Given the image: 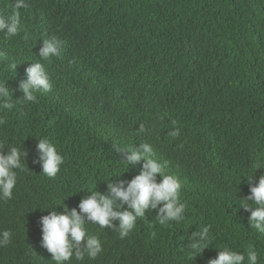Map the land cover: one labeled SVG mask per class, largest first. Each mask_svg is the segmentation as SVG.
<instances>
[{"label": "trees", "instance_id": "1", "mask_svg": "<svg viewBox=\"0 0 264 264\" xmlns=\"http://www.w3.org/2000/svg\"><path fill=\"white\" fill-rule=\"evenodd\" d=\"M13 3L0 0V12L11 15ZM27 4L18 33L0 32V83L15 105L0 111V151L28 152L13 197L0 199V232H11L0 245V264H55L41 246V216L63 213V202L78 209L89 191L107 193L109 182L133 179L145 161L127 170L114 145L143 143L181 181L183 219L161 225L158 208L149 209L124 238L86 225L103 251L69 264H208L225 247L251 248L264 264V234L251 228L241 205L250 195L241 176L256 183L264 175V168L255 172L264 167V0ZM53 37L63 41L60 55L42 60L43 41ZM34 62L44 65L53 87L28 102L19 84ZM41 138L64 157L53 178L35 162ZM203 226L210 229L208 248L195 257L190 237Z\"/></svg>", "mask_w": 264, "mask_h": 264}, {"label": "clouds", "instance_id": "2", "mask_svg": "<svg viewBox=\"0 0 264 264\" xmlns=\"http://www.w3.org/2000/svg\"><path fill=\"white\" fill-rule=\"evenodd\" d=\"M27 7V0H14L11 15L0 12V32L7 37L15 36L21 24L19 10ZM62 46L63 41L55 37L45 39L39 57L42 60H50L54 56H59ZM26 73L27 80L20 81L19 84V91L23 93L22 100L34 102L37 100V92L52 90L51 78L42 63H32L26 69ZM14 106L9 87L0 83V111L11 110ZM3 123L4 121L0 119V124ZM170 135L178 136L179 130L172 131ZM114 148L124 156L123 163L127 170L131 165L139 164L142 159L145 161L138 175L130 181L109 182L107 193L89 191L92 194L81 200L78 209L68 208L63 202L60 204L64 206L63 213L48 209L51 210L49 214L41 216V246L52 255L55 264H69L73 257L82 261L85 255L95 259L103 251L101 240L89 234L86 225L113 228L119 232L121 238H124L134 229L137 219L146 216L149 209L158 208L156 219L161 225L183 219L186 205L181 202L182 183L176 175L165 172L167 162L162 163L155 158L153 147L143 143L139 149L121 148L116 145ZM37 150L39 158L35 162L41 165L42 174L49 178L55 177L64 164V157L56 145L47 138L38 139ZM27 156V151L22 152L15 146L9 148L7 154L0 151V199L8 200L13 197L17 184L16 170L23 168L22 158ZM260 168L264 167L256 165L255 172ZM158 176L160 180L157 179ZM242 177H247L250 195L242 199L245 203L241 205L251 213L248 217L251 228L264 234V175H261L256 183L253 182V175ZM96 187L97 185L95 189ZM115 221L119 222L118 226ZM209 236L208 226L201 227L191 235L189 249L196 253L195 257L208 248ZM10 238V231L0 232V245L7 244ZM245 261L247 264H258L257 252L249 248L246 253H241L225 247L223 250L220 249L216 258L209 259L208 264H245Z\"/></svg>", "mask_w": 264, "mask_h": 264}, {"label": "bare ground", "instance_id": "3", "mask_svg": "<svg viewBox=\"0 0 264 264\" xmlns=\"http://www.w3.org/2000/svg\"><path fill=\"white\" fill-rule=\"evenodd\" d=\"M93 132V131H92ZM95 139H96V136H95ZM92 140V139H91ZM94 140V139H93Z\"/></svg>", "mask_w": 264, "mask_h": 264}]
</instances>
